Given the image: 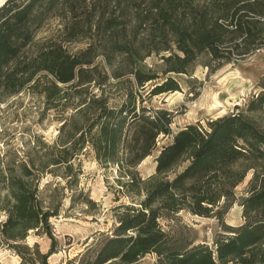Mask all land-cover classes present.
Listing matches in <instances>:
<instances>
[{"label": "trees", "instance_id": "1", "mask_svg": "<svg viewBox=\"0 0 264 264\" xmlns=\"http://www.w3.org/2000/svg\"><path fill=\"white\" fill-rule=\"evenodd\" d=\"M58 14L71 39L90 38L84 49L34 41ZM262 46L264 0H3L0 91L40 96L61 124L53 140L34 135L21 157L5 151L0 158V248L11 249L20 264H49L58 244L50 218L61 215L63 199L94 205L78 181L79 153L89 147L99 164L116 167V192L131 203L114 207V227L78 264H136L147 254L157 256L155 264L263 262L262 172L253 173L240 203L243 223L224 225L214 249L170 236L159 218L187 209L222 220L246 172L264 168V130L241 112L173 129L171 111L140 103L178 90L169 73H187L202 55L206 66L212 60L219 66ZM151 55L161 61L159 70L141 67ZM259 85L252 109L264 108V77ZM111 89L118 102H111ZM159 138L168 141L157 145ZM155 150L154 171L143 177L138 163ZM30 231L50 239L46 252L26 243Z\"/></svg>", "mask_w": 264, "mask_h": 264}, {"label": "rangeland", "instance_id": "2", "mask_svg": "<svg viewBox=\"0 0 264 264\" xmlns=\"http://www.w3.org/2000/svg\"><path fill=\"white\" fill-rule=\"evenodd\" d=\"M2 1L0 0V3ZM68 25L66 17L61 14L50 17L40 28L34 41L60 40L68 51H81L89 44L90 38L80 35L71 39L67 34ZM208 59L206 55L200 56L187 73H169L179 89L149 98L140 97L143 98L141 105L171 111L174 117L171 124L173 129L188 123L201 122L204 125L208 120L241 112L251 119L259 130H264V108L252 109L248 106L251 97L259 93V81L264 77V46L236 62L229 61L219 66L213 60L206 66ZM160 63L158 56L151 55L140 65L143 69L159 70ZM162 78L164 75H161L159 80ZM110 92V96H113L111 102H118V90L111 89ZM140 93L143 94L144 90ZM54 115V110H45L41 97L36 94L21 91L6 96L0 91V158H3L5 151L10 153V157H21L24 154L22 150L26 145H31L34 135L39 134L47 141L53 140L61 124L53 118ZM159 139L157 145L168 141L165 138ZM156 154L157 150L138 163L137 171L143 177L153 173ZM79 156L82 165L79 185L92 202L94 201V205L84 206L80 202L72 204L69 196L63 199L61 215L50 218L58 244L56 251L48 257L49 264H78L80 255L95 248L99 237L103 233H110L114 227V207L121 203H131L128 196H121L116 192L118 185L115 177L118 173L114 165L104 167L99 164L94 158V150L89 147L84 148ZM256 171L264 173V168L249 169L245 179L234 187V200L223 214L222 220L219 221L214 216H199L185 209L159 218L160 225L170 236L190 240L193 244L206 243L214 249L215 239L221 233H226L224 225L237 226L243 223V207L240 203L248 195L247 190ZM41 182L45 183V180ZM66 194L70 195L71 192ZM118 195L119 199L116 200ZM75 196L77 199L83 198V195ZM25 240L30 245L36 241L43 252L50 247V239L31 231ZM156 258L153 254H147L136 264H155ZM20 260L11 249L0 248V264H20ZM253 264H264V261Z\"/></svg>", "mask_w": 264, "mask_h": 264}]
</instances>
